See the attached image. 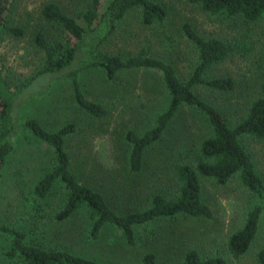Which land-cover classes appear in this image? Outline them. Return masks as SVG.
I'll return each instance as SVG.
<instances>
[{"label":"rangeland","instance_id":"1","mask_svg":"<svg viewBox=\"0 0 264 264\" xmlns=\"http://www.w3.org/2000/svg\"><path fill=\"white\" fill-rule=\"evenodd\" d=\"M48 1L58 3L78 22L77 13L86 5V0H11L8 23L21 26L24 34L15 38L0 31V72L6 94L15 93L42 63V53L31 42L33 33L41 31L48 41L62 37L58 26L40 18V8ZM153 1L167 11L163 21L143 25L138 9L133 8L118 22L101 51L126 57L145 48L149 55L169 62L178 79L184 81L197 60L194 47L180 31L181 23L189 22L201 36L219 38L234 46L226 59L211 64L205 71L206 77H230L232 88L192 90L216 108L228 125L239 121L260 92L264 12L249 21L238 15L206 13L186 0ZM79 80L85 97L102 104L101 117L82 111L73 100L69 83L60 81L53 82L40 97L22 103L18 109L20 118H35L46 130L73 123L75 131L65 139L71 169L80 183L101 192L116 213L146 207L155 193L173 196L177 189L175 164L180 158L193 162L192 153L209 134L205 117L181 106L160 139L145 150L142 170L132 173L127 167L129 146L124 133L131 129L141 134L165 108L167 93L160 75L123 70L107 79L102 71L89 69L80 73ZM239 142L264 182V141L241 136ZM52 163L51 149L22 131L0 167V225L20 230L26 244L67 250L102 264H140L145 252L154 254L156 264H181L188 248L200 256H220L224 264H257L255 254L264 247V214L243 254L233 257L225 250L227 235L241 226L245 212L255 202L237 176L224 184L200 178L201 199L209 206L211 218L177 216L138 224L133 226V243L127 244L109 224L101 228L96 238H89V218L82 208L65 220H55L65 196L61 184L56 182L43 198L32 194L34 183ZM9 248V236L0 233V264H22L19 258L7 254Z\"/></svg>","mask_w":264,"mask_h":264},{"label":"trees","instance_id":"2","mask_svg":"<svg viewBox=\"0 0 264 264\" xmlns=\"http://www.w3.org/2000/svg\"><path fill=\"white\" fill-rule=\"evenodd\" d=\"M209 14L238 15L245 20H255L264 12V0H186ZM11 0H0V31L11 37H21V26L8 23ZM133 8L139 11L143 25L161 22L167 15L165 7L153 0H86L85 7L76 18L66 14L58 3L48 1L39 11L40 18L58 26L60 39L48 41L37 30L31 42L42 53L41 65L20 85L15 93L3 90L0 72V167L12 151L17 136L22 131L31 134L46 144L52 151L53 163L34 183L32 194L45 197L53 185L59 182L65 191L63 203L54 218L62 221L78 209L86 211L89 218L88 237L96 238L101 228L114 226L127 244L134 241L133 226L158 218L177 216L209 219L212 212L201 199L200 178L224 184L237 176L255 198L245 212L239 228L230 232L225 241L226 252L233 257L243 254L257 230L260 216L264 214V182L255 171L249 154L239 142L241 136H252L264 141V66L259 86V95L253 99L246 114L233 125H228L221 113L193 92V87H204L216 91H227L233 86L230 77H206V69L213 63L226 59L234 46L219 38H205L196 32L187 21L180 25L181 34L194 47L197 60L188 77L178 79L173 66L158 57L149 55L145 48L136 54L122 57L102 52V46L116 30L118 22ZM264 55V47H263ZM264 63V56H263ZM98 69L107 79H113L123 70L158 73L167 93L165 108L157 114L151 127L141 134L128 129L124 139L129 148L127 167L132 173L142 170L145 150L160 139L167 124L181 106H187L201 113L208 124L209 134L200 140L192 153V163L180 158L174 167L177 189L173 196L153 194L146 207L134 211L116 213L106 202L103 194L90 185L80 183L71 169V160L65 148V139L75 131L73 123H65L54 130H46L35 118H20L18 109L29 99L45 94L53 82L66 81L76 105L93 117H101L104 108L101 103L89 100L83 94L79 75L82 71ZM186 152V151H184ZM182 152V153H184ZM0 233L10 239L9 256H16L22 264H102L72 254L63 249H45L26 244L23 233L13 227L0 225ZM257 264H264V247L255 254ZM140 264H156L153 253L145 252ZM181 264H224L220 256H200L188 248Z\"/></svg>","mask_w":264,"mask_h":264}]
</instances>
